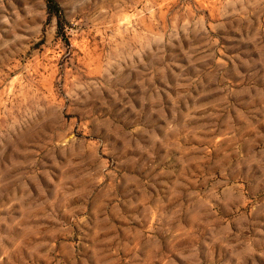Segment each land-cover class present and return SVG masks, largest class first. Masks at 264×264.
Masks as SVG:
<instances>
[{
  "label": "rangeland",
  "instance_id": "1",
  "mask_svg": "<svg viewBox=\"0 0 264 264\" xmlns=\"http://www.w3.org/2000/svg\"><path fill=\"white\" fill-rule=\"evenodd\" d=\"M0 0V264H264V0Z\"/></svg>",
  "mask_w": 264,
  "mask_h": 264
},
{
  "label": "trees",
  "instance_id": "2",
  "mask_svg": "<svg viewBox=\"0 0 264 264\" xmlns=\"http://www.w3.org/2000/svg\"><path fill=\"white\" fill-rule=\"evenodd\" d=\"M46 2L48 3V5H51L52 7H55L54 0H46Z\"/></svg>",
  "mask_w": 264,
  "mask_h": 264
}]
</instances>
